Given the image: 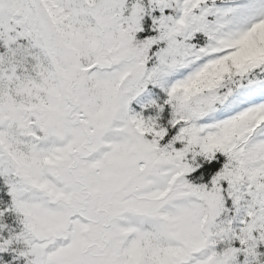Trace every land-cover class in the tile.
<instances>
[{
    "label": "snow or ice",
    "instance_id": "obj_1",
    "mask_svg": "<svg viewBox=\"0 0 264 264\" xmlns=\"http://www.w3.org/2000/svg\"><path fill=\"white\" fill-rule=\"evenodd\" d=\"M0 264H264V0H0Z\"/></svg>",
    "mask_w": 264,
    "mask_h": 264
}]
</instances>
